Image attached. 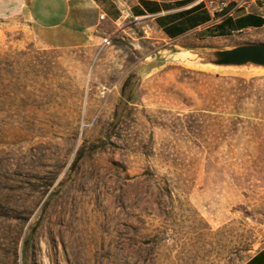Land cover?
<instances>
[{"label":"rangeland","instance_id":"obj_1","mask_svg":"<svg viewBox=\"0 0 264 264\" xmlns=\"http://www.w3.org/2000/svg\"><path fill=\"white\" fill-rule=\"evenodd\" d=\"M23 2L0 0V264H248L264 73L160 66L181 48L143 29L40 50Z\"/></svg>","mask_w":264,"mask_h":264},{"label":"crops","instance_id":"obj_2","mask_svg":"<svg viewBox=\"0 0 264 264\" xmlns=\"http://www.w3.org/2000/svg\"><path fill=\"white\" fill-rule=\"evenodd\" d=\"M183 1L24 0L22 12L40 50L82 49L138 29L175 47L225 48L239 35L264 30V0H228L221 10ZM248 264H264V243Z\"/></svg>","mask_w":264,"mask_h":264},{"label":"water","instance_id":"obj_3","mask_svg":"<svg viewBox=\"0 0 264 264\" xmlns=\"http://www.w3.org/2000/svg\"><path fill=\"white\" fill-rule=\"evenodd\" d=\"M166 63L246 75L264 73V43L172 49L163 55L160 66Z\"/></svg>","mask_w":264,"mask_h":264},{"label":"bare ground","instance_id":"obj_4","mask_svg":"<svg viewBox=\"0 0 264 264\" xmlns=\"http://www.w3.org/2000/svg\"><path fill=\"white\" fill-rule=\"evenodd\" d=\"M94 208H96L95 210H96V212L95 213H92L91 215H89V216H86V221H91V222H94V221H96L97 220V218H98V208L95 206ZM93 229V226L91 227H89V230H92ZM78 239V238H77ZM76 239V240H77Z\"/></svg>","mask_w":264,"mask_h":264},{"label":"built area","instance_id":"obj_5","mask_svg":"<svg viewBox=\"0 0 264 264\" xmlns=\"http://www.w3.org/2000/svg\"><path fill=\"white\" fill-rule=\"evenodd\" d=\"M226 7V4L225 3H222L217 9L215 10H221L222 8H225ZM105 43H110V38L109 39H106L104 41Z\"/></svg>","mask_w":264,"mask_h":264},{"label":"trees","instance_id":"obj_6","mask_svg":"<svg viewBox=\"0 0 264 264\" xmlns=\"http://www.w3.org/2000/svg\"><path fill=\"white\" fill-rule=\"evenodd\" d=\"M189 2H194V0H185V1L182 2V4H186V3H189ZM200 5H202V4H200Z\"/></svg>","mask_w":264,"mask_h":264}]
</instances>
